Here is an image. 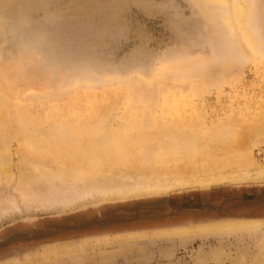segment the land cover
Returning a JSON list of instances; mask_svg holds the SVG:
<instances>
[{"label":"rangeland","instance_id":"1","mask_svg":"<svg viewBox=\"0 0 264 264\" xmlns=\"http://www.w3.org/2000/svg\"><path fill=\"white\" fill-rule=\"evenodd\" d=\"M0 163V232L125 202L264 187L253 177L264 168V0H0ZM217 175L229 179L166 186ZM230 224L147 235L130 256L143 250L159 264L151 247L185 243L187 252L163 258L264 264L261 222ZM75 252L64 244L53 254Z\"/></svg>","mask_w":264,"mask_h":264},{"label":"flooded vegetation","instance_id":"2","mask_svg":"<svg viewBox=\"0 0 264 264\" xmlns=\"http://www.w3.org/2000/svg\"><path fill=\"white\" fill-rule=\"evenodd\" d=\"M204 222H261V228H264V187L195 191L175 198L125 202L101 210H83L61 218H42L6 226L0 232V264H63L65 259L71 264H109L106 263L109 259L98 260L93 255L100 248L118 243V238L136 235L134 238L139 239L158 233H176ZM133 243L124 246L137 248L138 242ZM64 244L75 249L86 248V256L73 259L54 255L55 248ZM177 244L171 246L172 251L164 246H153L148 254L158 256V259L154 258L159 264L162 259L164 264H175L168 263L163 257L178 258L181 250L187 252V244ZM129 249L112 263H135L132 258L139 257L143 260L135 264H151L147 261L151 257L143 258V250L130 256L132 251ZM34 256L40 259L39 263L31 261Z\"/></svg>","mask_w":264,"mask_h":264},{"label":"crops","instance_id":"3","mask_svg":"<svg viewBox=\"0 0 264 264\" xmlns=\"http://www.w3.org/2000/svg\"><path fill=\"white\" fill-rule=\"evenodd\" d=\"M226 223H231V222H221V223H210V222H204V223H199V224H195L194 226L191 225L192 227H187V231L188 230H194L196 227H202V226H214V225H221V224H226ZM195 232L191 233L194 234ZM190 235V234H187ZM136 235H131V236H127L126 239L123 238H118L120 239L118 241V243L116 244H110L109 248H100V250H98L93 256H95L98 260L100 259H109L108 262L109 264H113L112 261L116 258H120L123 255H125V251L127 249H129L128 246H124L125 243H133L134 241H138L135 240ZM86 248H78L76 249V252L74 254H72V256L70 255V257H74L76 255V257H85L86 256ZM89 251V250H88ZM89 256H91L90 254H87ZM66 258V256H64Z\"/></svg>","mask_w":264,"mask_h":264},{"label":"bare ground","instance_id":"4","mask_svg":"<svg viewBox=\"0 0 264 264\" xmlns=\"http://www.w3.org/2000/svg\"><path fill=\"white\" fill-rule=\"evenodd\" d=\"M174 164V163H173ZM0 165H1V163H0ZM4 166V165H3ZM0 169H1V167H0ZM34 169V168H33ZM3 171V170H2ZM37 171V170H36ZM36 173V172H35ZM251 174V173H250ZM236 175V174H235ZM243 175V174H242ZM246 175V174H245ZM195 176H193V177H191L190 179H183V178H175V179H171V180H169V184H168V182H167V184H166V186L168 185V187H182V186H185L186 187V185L187 184H198V185H201V186H206V185H209V184H212V183H214V182H221V181H223V180H228V179H226V178H224V176L223 175H217V176H210V177H208V178H194ZM241 177V176H240ZM253 177H254V179L255 180H257V181H262V182H264V168H262L260 171H255V174H253ZM242 178V177H241ZM246 178V177H245ZM249 178H250V176H249ZM230 179H232V178H230ZM237 179V178H236ZM242 180V179H241ZM243 180H244V178H243ZM165 183H166V181H165ZM23 184V185H22ZM21 184V188H22V190H23V193L24 194H26L27 193V191L28 190H26V188H25V184L24 183H22ZM156 184H159V183H156ZM162 185H164L163 183H162ZM163 188V187H162ZM21 190V191H22ZM29 193V192H28ZM27 193V194H28ZM58 199H56V201H57ZM245 224V223H244ZM243 225V224H242ZM247 227L246 228H248L249 227V225H248V223L247 224H245ZM221 225H218V227H220ZM233 224H230V223H226V224H224V227H221V228H216V227H212V228H209V230H216V229H226V228H233ZM252 226V225H251ZM244 227V226H243ZM242 227V228H243ZM252 228H257V227H252ZM244 229V228H243Z\"/></svg>","mask_w":264,"mask_h":264}]
</instances>
